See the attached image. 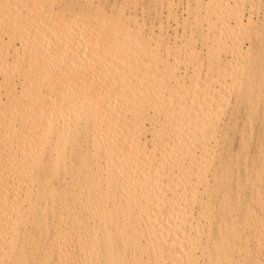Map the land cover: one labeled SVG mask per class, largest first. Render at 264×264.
Wrapping results in <instances>:
<instances>
[{
  "label": "bare ground",
  "instance_id": "bare-ground-1",
  "mask_svg": "<svg viewBox=\"0 0 264 264\" xmlns=\"http://www.w3.org/2000/svg\"><path fill=\"white\" fill-rule=\"evenodd\" d=\"M173 1L0 0V264H264V0Z\"/></svg>",
  "mask_w": 264,
  "mask_h": 264
},
{
  "label": "rangeland",
  "instance_id": "rangeland-1",
  "mask_svg": "<svg viewBox=\"0 0 264 264\" xmlns=\"http://www.w3.org/2000/svg\"><path fill=\"white\" fill-rule=\"evenodd\" d=\"M165 2H166V0H162L163 4ZM173 2L177 4L176 8L174 7V10L176 9L175 11L178 12V14L180 15L179 16L177 14L178 20L180 21V20H182V17L184 16L182 11L180 13V10L184 6V5H182V3H184V0H175ZM174 6H175V4H174ZM164 12L165 11L162 9V12L160 13L162 21L166 20V19L163 18V15H165ZM143 13H145V10H143ZM180 17H181V19H180ZM169 20L170 19H168L167 23L170 25L169 28L173 30V28H175L173 26V25H175L174 21L173 20L169 21ZM175 30H177L176 31L177 32V39L179 37L180 40L179 41L176 40V43L173 44L172 46L173 47H175V46L176 47H181L184 50V41L182 39L183 38L182 36L184 35V27L182 28L181 25H178V26H176ZM239 123H240V121L238 120V124ZM257 125H258V123H255V126H257ZM217 130H218V128H217ZM218 132H220V129L218 131H216L217 137L220 135V134H218ZM227 134H228V136L226 137V139L229 140V146H230L231 149L235 150L236 147L238 146L237 135H235V134L233 135L230 132H227ZM220 141L221 140H219V142ZM258 141H260L259 144H257L255 141H252L251 145L246 147L245 151L242 152V154L246 155L245 157L248 158V161H251L254 158V155H255L254 154V148H258V149L262 148L264 150V138L258 139ZM263 152L264 151L260 152L262 157H264V153ZM224 153H226V152H224ZM226 156L227 155L224 154V157H226ZM237 163H239V162L235 163V167L238 166ZM259 169H260V167L249 168V171L255 176L256 173L259 171ZM262 173H264V170L262 171ZM225 185H226V188H228V189H230L232 191L235 190L234 180L226 181ZM259 190H262V186H258V185L253 186V185H251V186H249L248 188H246L244 190H241V189L235 190V195H236V198H237L238 205H237V208L232 209L230 211V213H229L230 214V220H231V222L233 224L235 232L237 234H240L242 236V238L245 239L246 245L249 244V247L252 244H255V241H254V238H252L251 233L249 231H247L248 228H247V225L245 223L246 222L245 221L246 220V214L248 213L247 206L250 205L252 207V209L256 208V206L259 204V202L257 201V199L254 200V199H250V198L253 197L256 194V191H259ZM236 215L237 216L244 215L245 216V220L244 219L239 220V218H235ZM52 234H53L52 232H46V233L42 232L38 237H33L34 240L37 239V238H38V240H40V242L38 243V248L34 249L32 246H29L28 244H26L25 247H26L27 251L30 252L34 257L40 256L43 253V251L45 250L46 245H47V241L49 240V238L51 237ZM262 250H263V253H262L261 258L264 257V247L262 248ZM250 253L252 254V252H250ZM232 254H233V256H234V258L236 260L234 264H243V261H242L243 251L241 249H238L236 246H234V247L232 246ZM48 264H50V263H48Z\"/></svg>",
  "mask_w": 264,
  "mask_h": 264
}]
</instances>
